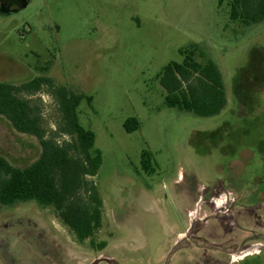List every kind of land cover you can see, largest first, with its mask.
Returning a JSON list of instances; mask_svg holds the SVG:
<instances>
[{
  "label": "rangeland",
  "instance_id": "374dc122",
  "mask_svg": "<svg viewBox=\"0 0 264 264\" xmlns=\"http://www.w3.org/2000/svg\"><path fill=\"white\" fill-rule=\"evenodd\" d=\"M230 1L30 0L0 13V68L25 66L92 97L78 111L102 152L90 180L104 206L95 239L107 242L93 249L52 208L16 203L0 208V264H90L103 256L115 264H165L176 248L170 264H264V240L246 241L252 247L240 254L237 245L248 234L226 231L216 205L200 202L201 190L215 181L241 174L235 179L249 183L264 172V22L232 21ZM192 45L222 72L228 104L218 116L164 103L158 75L182 62L180 49ZM21 97L39 106L49 136L68 139L57 133L61 114L47 87ZM131 117L140 128L127 133L123 124ZM143 150L154 156L152 174L141 169ZM40 152L37 138L0 115V155L22 168ZM228 191L244 194L218 181L212 200ZM255 211L236 208L238 223L264 232V204ZM204 215L208 222L197 223ZM194 218L209 242L202 249L186 241Z\"/></svg>",
  "mask_w": 264,
  "mask_h": 264
},
{
  "label": "trees",
  "instance_id": "16d2710c",
  "mask_svg": "<svg viewBox=\"0 0 264 264\" xmlns=\"http://www.w3.org/2000/svg\"><path fill=\"white\" fill-rule=\"evenodd\" d=\"M230 19L245 26L264 22V0H231ZM182 62H170L158 75L165 92V105L196 116H218L228 104L222 72L197 45L180 49ZM47 87L57 102L61 123L57 133L68 139L57 140L43 127L37 104L21 97L35 95ZM92 97L39 76L21 84H0V115L19 133L38 139L41 152L30 165L17 167L0 155V208L16 203L35 202L52 208L57 218L79 243L89 241L93 249L103 250L106 241L97 242L96 233L103 226V199L95 177L102 164V152L95 147V134L79 120L78 108ZM127 133L140 128L131 117L124 124ZM152 152H141V169L155 172ZM247 264H260L252 261Z\"/></svg>",
  "mask_w": 264,
  "mask_h": 264
},
{
  "label": "flooded vegetation",
  "instance_id": "af4514ba",
  "mask_svg": "<svg viewBox=\"0 0 264 264\" xmlns=\"http://www.w3.org/2000/svg\"><path fill=\"white\" fill-rule=\"evenodd\" d=\"M29 1L30 0H0V13H2V15L4 16L10 15L18 11L19 9L27 6ZM39 76L42 75H38L36 72L30 70L25 66L16 65L15 68L9 70L0 68V84H21L31 81ZM234 176L235 177H233V179L228 177L221 181L218 180L219 185L223 188L232 190L235 194L238 195L244 193L243 196L233 198L232 194L229 191L227 193L224 192V194L220 195V197L216 199L217 201L221 200L222 204L220 206L217 205L216 200H212V195L214 194V187L218 182L215 181L211 183L209 187L203 188L201 190L200 202H211V204L216 205L218 209L216 214L223 216L221 219L222 223L227 220L226 224H222L224 225L223 227H225L226 231L230 232L233 229H237L239 230V234L240 232H245L246 234H248L241 240L239 245H237V252L242 254L244 250L250 249L252 247L247 246L246 241L255 239L264 240V232H256V230L252 228L241 227L238 223L235 210L236 208H245L251 210L253 213L252 215H255V207H257L259 204L261 206L262 204H264V196H262L264 195V190H261V186L264 185V172L262 176L258 177V180L257 178H254L252 181H249V183H247L246 181H242L241 179H235L236 177H239L237 176V174H235ZM219 217L221 218V216ZM208 220L209 215H204L202 217L197 216L196 221L197 223L200 222L201 224H204L205 222H208ZM194 222L195 218L192 219L190 227L187 230L186 241L190 244H195V246L199 248L208 246V240L204 236L199 234V232L202 230V225L195 226L193 225Z\"/></svg>",
  "mask_w": 264,
  "mask_h": 264
},
{
  "label": "water",
  "instance_id": "95a60500",
  "mask_svg": "<svg viewBox=\"0 0 264 264\" xmlns=\"http://www.w3.org/2000/svg\"><path fill=\"white\" fill-rule=\"evenodd\" d=\"M178 244H180V243H178ZM176 252H178V248H176L174 250H171L170 255H169V257H168V259H167V261H166L165 264H170V262H171V256L173 254H175ZM102 263H105V264H115V262H114V260L112 258L106 257V256L99 257V258L93 260L90 264H102Z\"/></svg>",
  "mask_w": 264,
  "mask_h": 264
}]
</instances>
